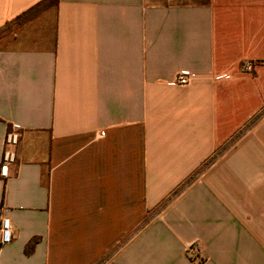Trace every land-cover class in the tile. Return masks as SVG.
Here are the masks:
<instances>
[{"label":"crops","instance_id":"obj_1","mask_svg":"<svg viewBox=\"0 0 264 264\" xmlns=\"http://www.w3.org/2000/svg\"><path fill=\"white\" fill-rule=\"evenodd\" d=\"M43 1L0 0V264H191L192 244L264 264V0H57L14 22Z\"/></svg>","mask_w":264,"mask_h":264},{"label":"built area","instance_id":"obj_2","mask_svg":"<svg viewBox=\"0 0 264 264\" xmlns=\"http://www.w3.org/2000/svg\"><path fill=\"white\" fill-rule=\"evenodd\" d=\"M244 71L248 70V65L243 67ZM189 79L183 76H178L176 84L179 86H186L189 84ZM102 135V133H101ZM18 143V135L14 132H9L5 136V150L2 156L0 166V177L6 178L8 173V165L14 160L13 148ZM12 232L8 220L4 219L0 224V247L7 245L11 242ZM191 264H204L205 258L200 255L199 249L196 244L187 247L185 251Z\"/></svg>","mask_w":264,"mask_h":264},{"label":"trees","instance_id":"obj_3","mask_svg":"<svg viewBox=\"0 0 264 264\" xmlns=\"http://www.w3.org/2000/svg\"><path fill=\"white\" fill-rule=\"evenodd\" d=\"M57 4V0H44L43 2H40L39 4H37L36 6H34L33 8H31L30 10H28L27 12H25L24 14L20 15L19 17H17L14 22L17 24H21L24 21H26L27 19L31 18L32 16H34L35 14H37L39 11H41L42 9L49 7V6H55ZM10 128H8V133L10 132ZM195 176L191 177L189 179L192 180ZM164 203L158 208L157 211H159L160 209H162V207H164ZM37 242L36 239L31 240L27 245H26V251L27 253H29L35 243Z\"/></svg>","mask_w":264,"mask_h":264},{"label":"rangeland","instance_id":"obj_4","mask_svg":"<svg viewBox=\"0 0 264 264\" xmlns=\"http://www.w3.org/2000/svg\"><path fill=\"white\" fill-rule=\"evenodd\" d=\"M238 135H239V134H238ZM238 135H237V136H238ZM237 136H236V137H237ZM148 216H149V215H147V216L141 221V226H142V224H144V223L146 222V220L148 219Z\"/></svg>","mask_w":264,"mask_h":264}]
</instances>
